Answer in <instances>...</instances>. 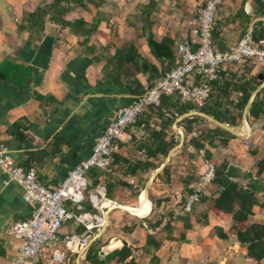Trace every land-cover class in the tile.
Instances as JSON below:
<instances>
[{"label": "crops", "instance_id": "crops-1", "mask_svg": "<svg viewBox=\"0 0 264 264\" xmlns=\"http://www.w3.org/2000/svg\"><path fill=\"white\" fill-rule=\"evenodd\" d=\"M43 1L50 0H0V144L4 143L9 147L16 164L34 168L39 182L57 186L76 164L90 155L96 138L114 119L118 108L134 100L135 97L131 93L134 85L128 84L134 76H125L119 80L108 79L104 66L115 50L113 37L107 39V43L110 44L107 45L104 37L96 33H92L85 39L84 35L81 33L77 35L72 28H61L49 20L46 21L43 30L37 25L28 23L25 20L26 15L34 12ZM238 8L237 0H224L219 7L215 22L216 24L217 21L220 22L218 23L220 31L218 47L226 48L236 43L241 37V21L235 16ZM244 9L247 14L252 15L247 29L251 28L254 21L264 20L262 17L253 16V1L249 0ZM90 11L75 8L64 18L73 21L82 17L90 21L85 16ZM99 30L106 33L107 28L100 24ZM133 44L144 58L155 62L146 43L144 46L141 45L142 47H138L135 42ZM137 78L146 86V75L138 74ZM256 123L258 122H253L251 125L247 119L244 121L242 127L244 138L260 136L264 133L263 130L255 127ZM134 130L140 133L137 129ZM130 146L131 144H126L116 150L125 155ZM213 156L217 159L219 151L214 152ZM168 159L170 160V156ZM223 160L238 167L241 173L250 172L254 175L256 171V164L250 170L243 168L242 161L248 160L245 154L223 155ZM151 174L152 170L149 173H139L132 178V182L140 177L148 176L145 181L147 182ZM262 176L264 178V173ZM153 180L147 189L148 196L157 197L153 195L154 191L175 193L171 198H162V205L175 207L180 197L182 199L183 196L186 197L180 192L182 185L178 184V180L174 181L173 176L170 183L161 182L159 188ZM98 187L104 188L102 185L96 188ZM96 188L91 189L89 193L99 198ZM120 190H122L120 187L115 190L116 195L113 200L104 199L108 204H104L102 200L100 206L94 207L97 213L93 214L101 216L106 221V226L99 229V235H97L102 243V256L121 248L126 243L131 248L133 259L140 264L134 253L136 248H144L146 235L151 233L149 231L151 229H148L146 224L150 218L146 215L151 212L155 199L149 197V211L142 209L140 213H134L126 210L132 215H145L144 219L147 220L142 221L143 226L139 225L130 229L129 233H122L121 230L114 231L112 227L107 228L111 222L110 219L121 217L122 212L125 211L117 207L110 208V206L130 205L127 200L121 202L116 199ZM123 190L130 193L126 189ZM22 194V187L11 180L0 168V264H10L16 254L18 239L12 234L9 224L15 220L28 218L32 211V206L24 202ZM256 197L260 203H264V190L258 191ZM137 200L136 205L130 206L138 207L146 203L143 191H141V199ZM200 203L205 206L204 203ZM180 205L177 207L180 208ZM172 209L176 211L175 208ZM172 209L169 215L171 214L170 216L175 220H172L171 224L176 225L177 230L170 235L175 239L169 238L167 234L159 238L161 246L155 255L161 256L167 253L168 258L175 248H179L182 256L187 259L188 255L184 252L190 246L193 251L190 255L198 260L206 239L210 238L206 236L205 231L202 235L203 231L200 233L198 229V221L192 220L191 228L182 235L183 222L177 216L179 213L172 212ZM202 209L201 213L204 212ZM253 211L254 215L250 217V221L259 220L264 223V205L254 206ZM206 218L209 229L217 233L216 228L220 227L227 234L226 238L218 237L221 240V249H214L213 255L223 254L224 261L221 260V262L225 264L228 262L255 264L253 259L247 257L245 247L238 243L234 235L228 233L231 220H221L210 212L205 216ZM78 228V223L71 226L65 224L61 234L77 231ZM141 231H145V236L137 240L136 234L138 232L140 234ZM217 234L220 235V233ZM84 257L85 253L77 255L75 264H87L83 261ZM185 259L184 261H187ZM112 264L121 263L112 261Z\"/></svg>", "mask_w": 264, "mask_h": 264}, {"label": "trees", "instance_id": "trees-1", "mask_svg": "<svg viewBox=\"0 0 264 264\" xmlns=\"http://www.w3.org/2000/svg\"><path fill=\"white\" fill-rule=\"evenodd\" d=\"M237 1L239 8L235 16L241 21L242 37L247 31L252 15L247 14L244 9L249 0ZM251 1L254 3L253 16L263 18L264 0ZM104 3L105 0L43 1L41 5L37 6L34 12L26 15L25 20L30 24L39 26L41 30H43L46 21L49 20L61 28H72L77 35L80 33L84 35L85 39L92 33L107 37L106 33L99 30L102 19L98 14L92 16L90 21H86L82 17L74 19L73 21H68L64 18L68 12L75 8L89 10V5H92L98 9ZM156 4V1L150 0L140 11L138 19L141 23V34L146 39L150 54L158 64L157 62H153V60L144 58L133 42L118 40L114 43V53L107 59L104 66L109 80H119L130 75L132 77L134 76L128 84L129 86L131 84L134 85L131 93L135 98L151 89L158 79L178 63V59L172 49L173 38L164 35L161 39L157 40L152 32V21L150 17ZM218 23L220 22L217 21V24L214 23L212 41L216 49L224 50L227 47L217 46L220 33ZM251 29L255 42L264 45V20L254 21L251 24ZM110 37L111 35L107 39H110ZM256 63L254 59H242L228 65L227 69L224 72H220L218 78L212 82L210 96L201 106H197L188 100H182L177 92L163 95L157 106H148L143 114L136 119L135 123L127 128V131L132 135L131 141L129 143L122 141L116 142L117 149H121L126 144H131L130 148L125 152V155L115 150L112 152L111 160L106 168H90L87 171L88 184L85 191V197L87 198L80 203L66 201L64 203L66 209L75 215L91 211L97 213V210L90 200L91 195L89 191L91 189L102 185L104 187L105 198L113 200L117 188L120 187L129 192H133L137 188L135 185L143 184L144 181L138 178L137 184L133 185L132 178L136 177L139 173H149V171L155 170L162 165L161 162H163V159L178 144V140H176V136L172 132V124L176 118L185 113L199 111L223 124L237 126L239 118L248 104L252 93L257 89L254 80L259 74H263L259 85L264 81V64H262L261 73H255L254 68L256 67ZM241 64V70H234L235 66H241ZM138 74L146 75V86L139 81L137 78ZM193 79L195 83H198L200 80L199 76H195ZM233 94L236 95L235 100L232 98ZM247 114L253 121L258 122L255 127L264 131V84L256 91L255 96L250 101ZM203 121H206L203 117L193 114L182 118L177 122V125L182 128L185 135L190 136L187 144L195 151V155L190 154V157L196 156L200 151H203L205 152L203 160L217 161L213 156L214 150L218 147L217 145L226 146L229 138L234 136L218 125L199 128V124ZM259 121L261 122L260 124ZM133 128L140 131V133H137ZM248 143L250 142L248 141ZM185 146L184 143L182 147ZM257 151L254 149L251 150V153L257 154ZM169 165L168 163L162 167L156 174L154 181L157 179L164 183L170 182ZM214 165L215 177L210 187H215L216 191L210 196L203 194L198 201L205 204L206 210L203 212V215L207 216L210 212L221 220H231L228 233L234 235L238 243L245 247L247 257L253 259L255 264H264V223L259 220L250 221V217L254 215V206L264 205L256 197L257 192L263 190L264 178L262 175L264 173V156L257 159L254 175L250 172L241 173L238 167L230 164L226 160L216 162ZM163 175L166 177L164 180ZM240 178L245 180V183H241L238 180ZM194 181L189 178L185 182L184 189L186 197L182 200L181 210L186 202L187 196L191 193L190 185ZM161 201L162 199H158L156 205H160ZM194 205L189 214L185 213L179 216L183 222V228H181L182 235L185 234L187 229L191 228V222L183 218L193 213ZM170 215L169 220L165 221V223H163L162 217L155 222L147 220V228L154 230L163 225V229L168 230L167 235L169 238L175 239L170 235L172 230L171 221L173 219L171 217L172 215ZM216 231L220 233L222 238L227 237V234L223 232L222 228L217 227ZM77 232L88 233L81 224H79ZM160 246V239L155 238L151 233H147L144 249L156 252ZM101 247V239L97 237L88 246L83 261L87 264H112V261L137 264L132 257L131 248L126 243L121 248L114 249L104 256H102ZM77 255L78 251L74 253L66 252L65 260L61 264H75ZM152 259L158 260L155 254L152 256ZM148 264H151V262ZM227 264L235 263L228 262Z\"/></svg>", "mask_w": 264, "mask_h": 264}, {"label": "built area", "instance_id": "built-area-1", "mask_svg": "<svg viewBox=\"0 0 264 264\" xmlns=\"http://www.w3.org/2000/svg\"><path fill=\"white\" fill-rule=\"evenodd\" d=\"M224 0H207L198 12L197 27L190 39L176 44L178 63L166 72L155 85L143 95L136 97L130 104L118 108L114 119L106 126L94 142L90 155L80 161L57 185H44L38 181L34 168L23 167L14 162L9 147L0 144V168L11 180L23 189L24 202L32 206L26 219L12 221L9 226L18 239L16 254L10 264H61L66 252L79 254L86 252L95 240V229H103L106 221L99 215L84 212L75 215L64 206L66 201L80 203L85 199L87 171L90 168H106L111 154L117 149L116 142L129 143L132 135L127 128L135 123L148 106H157L163 95L177 92L182 100L201 106L210 96L212 82L224 72L227 66L242 59H254L264 64V45L255 42L252 29L248 28L238 41L224 50L214 47L212 31L215 14ZM200 80L195 83L194 77ZM215 177V165L205 160V168L190 185L182 211H191L193 205L206 194ZM99 198L94 195L90 200L94 207L106 199L104 188H96ZM75 219L88 233L71 231L61 234L66 222ZM44 251H50L51 260L42 259Z\"/></svg>", "mask_w": 264, "mask_h": 264}, {"label": "rangeland", "instance_id": "rangeland-1", "mask_svg": "<svg viewBox=\"0 0 264 264\" xmlns=\"http://www.w3.org/2000/svg\"><path fill=\"white\" fill-rule=\"evenodd\" d=\"M150 0H105V3L100 6L97 11L96 8L93 7L92 5L90 6V13L85 14V16L91 20L92 16L95 14H98L102 21L101 25L107 28L106 34L107 37L111 35L115 39V42L118 40H127L130 42H135L138 47H142L141 45H145L146 39L145 37L141 34V29H140V21H139V14L140 11L143 9V7L149 2ZM157 2L155 9L151 13V21H152V32L154 34V37L156 39H159L163 37L164 35L171 36L173 38V45L172 49L174 51V54L176 58L178 59V55L176 53V44L182 40H187L190 39V36L194 34V31L197 27V18H198V12L199 10L203 7L205 2L207 0H154ZM88 10V12H89ZM218 14V11L215 14V19L214 23L216 22V16ZM264 18V17H263ZM104 37V42L105 44L107 43V37L101 35ZM103 39V38H102ZM110 45V44H109ZM156 62V60H155ZM158 63V62H157ZM254 68V72H260L261 68L263 65L256 63ZM241 70L242 69V64L241 66H235L234 70ZM261 73V72H260ZM258 80V78H256ZM255 79V80H256ZM260 81V80H259ZM261 87V84L257 86V89ZM232 98L235 100L236 95L233 94ZM245 109L242 113V115L239 118V122L237 126H230L228 124L227 127L231 130H227L231 135L234 137L229 138L228 143L226 146H221L217 145V149L214 150V152L219 151V156H217V161H211L213 164L216 162H220L223 160V155H239V154H245L247 155V162L242 161L243 168L245 170H250L252 169L256 162L257 159L261 156H264V133H261L260 136H247L246 138L245 135L242 133L243 132V124L244 121L247 119L249 124H253V119L245 116ZM200 116V115H198ZM202 117V116H201ZM247 117V118H246ZM204 118V117H203ZM176 118L177 122L180 121L181 119ZM206 121H203L202 123L199 124V128H205V127H213L214 125H217L216 123L204 118ZM245 119V120H244ZM175 120V121H176ZM175 121L172 124V132H174L176 136V140H178V144L172 148V150L169 153L170 160L166 162L167 164L169 163V176H173V180H178V184L180 183L182 185V194H185V182L191 178L192 180H196L199 176V174L204 170L205 168V160H203L205 152L200 151L196 156L190 157V154L195 155V151H193V148L187 144V141L189 139V135H185L183 132L182 128L179 127L176 124ZM222 128V127H221ZM224 129V128H223ZM226 130V129H225ZM236 133V134H235ZM243 134V135H242ZM241 135V136H239ZM258 140V141H257ZM261 140V141H260ZM248 141L250 143H248ZM185 143V147H182L183 144ZM258 150L257 154H252L251 150ZM134 153V152H132ZM168 157V156H167ZM167 157L163 159V162L167 160ZM163 162H161L163 164ZM160 167V166H159ZM158 167V168H159ZM154 170H152L153 172ZM148 177V176H147ZM146 178L140 177L143 182L137 184L136 179L133 185L137 186L133 192L128 193L125 190H120L117 193V200H127L130 205H136L137 204V199H141V191L144 190L145 187V181L147 180ZM165 175H163V180L165 179ZM181 180V182H179ZM241 183H245V180L243 179H238ZM160 180H153V183L156 184L157 188L158 186H161ZM183 182V183H182ZM170 183V182H169ZM263 190H264V184L262 185ZM140 188V190H138ZM159 191V190H158ZM216 189L215 187H210L206 192V196H210L211 194L215 193ZM147 195L149 194V191H146ZM167 192H153L154 196H160V197H153L152 195L147 196L148 199L151 197L152 199H155L154 205L152 206L151 212L147 213L148 218H150L151 222H155L156 220H159V218H163V223L165 221L169 220V212L172 208H175L176 211L172 212H178L177 216H182L183 214H189V212H183L180 214L181 211V205H182V198L180 197L178 204H176L175 207L173 206H167V204H161V205H156V201L158 199L162 198H171L172 195L175 193H170L168 194ZM166 195L165 197H162ZM184 198V196H183ZM126 203V202H125ZM181 204V205H180ZM177 205H180V208L177 207ZM196 205V204H195ZM201 208L202 210L205 211V206L202 205L200 202L195 206L194 212L188 216L184 217L183 219L188 220V222L192 221H198V229L200 230L199 232L203 231L201 234L203 235L204 231L206 232V236L210 239H206L205 246L202 248L200 251V258L197 260L195 256L190 255V253H193L191 250V247H187V250L184 252V254H187L188 257L185 259V257L182 256V253L179 251V248H175L172 251V254L167 258V253L163 254L161 256L156 255L158 260L152 259V256L155 254L153 251H147L143 247H138L136 248L135 258L137 259L138 263L140 264H148L151 262V264H225L222 263L224 261L223 254H218V255H213L212 253L215 252L213 251L214 249H221V240L218 239L220 236L219 232H213L211 228L209 229V223L207 218L205 219V216L203 213L200 212ZM125 211L123 208H119ZM121 210V211H122ZM143 210H150V205L146 206L143 208ZM197 210V211H196ZM106 211V209H104ZM93 214V212H90ZM145 215L143 216H136L128 213L127 211L122 212L121 217H118L117 219L111 218V222L109 226L107 227L110 229L111 227L113 228L114 231L121 230L122 233H129L131 230L137 226H143L142 221L147 220L144 219ZM175 220V219H172ZM182 221V220H181ZM74 223H77L75 219H72L65 223L68 226L74 225ZM172 230L170 232L173 233L177 230L176 225H171ZM108 229L107 234H108ZM207 230V231H206ZM151 234L155 238H162L165 237L166 234H168V230L163 229V225L159 226L158 228L154 230H149ZM113 232V231H112ZM99 232L98 230L95 229V235H98ZM145 236V231H141L136 234V239L139 240V238H142ZM212 250V251H211ZM180 252V253H179ZM211 252V253H210ZM207 253H210L209 255H206ZM238 253V252H237ZM178 254V255H177ZM212 254V255H211ZM50 251H44L42 254V259L45 260H51L50 258ZM241 255H239L240 257ZM187 260V261H184ZM222 260V262H221ZM241 260V259H240ZM220 261V262H219ZM84 264V263H83ZM121 264H126V262H123Z\"/></svg>", "mask_w": 264, "mask_h": 264}, {"label": "water", "instance_id": "water-1", "mask_svg": "<svg viewBox=\"0 0 264 264\" xmlns=\"http://www.w3.org/2000/svg\"><path fill=\"white\" fill-rule=\"evenodd\" d=\"M257 78H258V80H257V79L254 80V84L258 86V85H259V80H261V79L263 78V74H259ZM263 84H264V81L262 82L261 86H262ZM259 88H260V87H259ZM256 91H257V90H255V91L252 93V95H251V97H250V100H249L248 104H247L246 107H245V113H246V111H247V108H248V106H249L250 101H251V100L253 99V97L255 96ZM245 113H244V114H245ZM193 114H194V115H200V116H202V117H204V118H206V119H208V120H210V121L216 123L218 126L224 128V129H226V130H231V129H229V128L227 127V125H225V124L219 122L218 120L212 118L211 116H209V115H207V114H205V113L199 112V111H190V112H188V113H185V114L179 116V119H182V118H184V117H187V116H189V115H193ZM179 119H178V120H179ZM176 122H177V120L175 121L174 124H176ZM235 134H236V133H235ZM168 158H169V155H168V157H167V160L164 162V164H162L159 168H157L156 170H154V171L152 172L150 178L148 179V181H147L146 184H145V187H144V190H145V191H147L148 187L150 186V184H151L153 178L156 176V174L162 169L163 166H165L166 162L168 161ZM149 205H150V203H149ZM125 211H126V209H125ZM98 235H99V234H98ZM96 237H98V236H96Z\"/></svg>", "mask_w": 264, "mask_h": 264}, {"label": "bare ground", "instance_id": "bare-ground-1", "mask_svg": "<svg viewBox=\"0 0 264 264\" xmlns=\"http://www.w3.org/2000/svg\"><path fill=\"white\" fill-rule=\"evenodd\" d=\"M247 125V124H246ZM144 192V195L146 197V203L143 205V206H138V207H135V206H130V205H111L110 208H123V209H126L127 211H130V212H134V213H140V211L145 208L146 206L149 205V201H148V195H147V192L145 190H143ZM104 204H108L106 200L103 201Z\"/></svg>", "mask_w": 264, "mask_h": 264}]
</instances>
